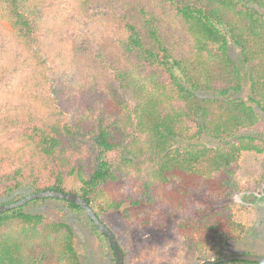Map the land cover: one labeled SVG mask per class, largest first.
<instances>
[{
    "label": "trees",
    "instance_id": "16d2710c",
    "mask_svg": "<svg viewBox=\"0 0 264 264\" xmlns=\"http://www.w3.org/2000/svg\"><path fill=\"white\" fill-rule=\"evenodd\" d=\"M58 1L0 0V15L17 29L0 25V57L12 63L21 47L44 52L43 24ZM102 1L112 45L79 37L73 52L105 98L78 117L45 72L46 107H0V206L48 190L80 195L114 231L125 264L138 252L137 221L151 230V218L186 236L185 264L249 253L242 241L252 231L234 219L235 179L244 153L264 156V0ZM14 72L0 70V90ZM129 101L136 117L124 112ZM143 166L151 168L144 176ZM48 204L56 206L28 211ZM70 215L99 240L100 264H116L85 211L54 198L0 214V264H85Z\"/></svg>",
    "mask_w": 264,
    "mask_h": 264
},
{
    "label": "rangeland",
    "instance_id": "374dc122",
    "mask_svg": "<svg viewBox=\"0 0 264 264\" xmlns=\"http://www.w3.org/2000/svg\"><path fill=\"white\" fill-rule=\"evenodd\" d=\"M102 2V0H59L53 13L43 24L44 32L40 37L43 46L47 45L44 52L35 54L33 49L27 51L21 47L19 52L22 56L14 52L12 63L5 57H0V70L14 68L15 71L9 87L0 90L2 109H13L15 106L20 107L30 103H38L46 107L48 92L43 75L48 72L50 84L63 86L64 99L69 102V108L75 115L84 117L94 111L90 105L105 98L101 93L103 83L100 82L99 94L92 91L95 75L89 66L84 68V59L78 57L73 49L75 41L80 40L79 37L82 40L86 36L95 38L100 45H112L110 33L114 21L109 20L108 6ZM0 25L5 33L17 35V29L7 16L0 15ZM53 97L54 95H51V98ZM133 104L129 101V106L124 112L136 117V108L132 106ZM10 106L14 107L10 108ZM142 110L139 111L138 116L143 115ZM203 141L208 145H214L213 140L208 137ZM4 142L5 139L0 136V143L4 144ZM189 143L179 140L178 146L186 147ZM148 170L151 171V168L143 166L139 175L144 176ZM235 181L239 188L234 196L237 205L234 209V219L238 224L244 225L246 230L252 231V234L242 241L244 242L242 247L249 253L264 256V156L244 153ZM241 187L249 190L243 191ZM127 188L131 186L128 185ZM126 192L127 189L123 193ZM113 196L118 197L119 193H114ZM54 206L56 204H48L42 208H29L28 211L46 213ZM57 214L54 211V215ZM67 220L76 234V244L84 257L85 264H100L105 251L97 237L86 230L72 215L68 216ZM150 222L152 229L148 230L143 226L142 220L137 221L136 225L140 228L134 236L138 252L132 264H185L188 260L184 245L186 236L177 234L172 226L160 228L154 225V218H151ZM194 237L200 239L202 236L194 234Z\"/></svg>",
    "mask_w": 264,
    "mask_h": 264
},
{
    "label": "water",
    "instance_id": "95a60500",
    "mask_svg": "<svg viewBox=\"0 0 264 264\" xmlns=\"http://www.w3.org/2000/svg\"><path fill=\"white\" fill-rule=\"evenodd\" d=\"M47 198L65 200L70 203H74L77 206H80L85 211L86 215L93 220L94 224L97 226L99 231L109 239L114 249L116 264H125V257L114 231L110 229L102 220L98 218L97 214L92 209L91 205L80 195L61 193L54 190L32 193L22 198L19 201L1 205L0 214L6 213L7 211L13 209L23 207L34 200L47 199ZM233 261L264 263V256L251 254V253H240V254L230 255L222 259L205 260L201 264H220V263H230Z\"/></svg>",
    "mask_w": 264,
    "mask_h": 264
}]
</instances>
